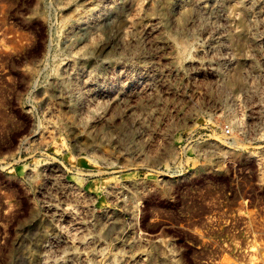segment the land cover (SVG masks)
<instances>
[{
    "label": "rangeland",
    "instance_id": "rangeland-1",
    "mask_svg": "<svg viewBox=\"0 0 264 264\" xmlns=\"http://www.w3.org/2000/svg\"><path fill=\"white\" fill-rule=\"evenodd\" d=\"M88 2L0 0V264H264V0Z\"/></svg>",
    "mask_w": 264,
    "mask_h": 264
},
{
    "label": "bare ground",
    "instance_id": "bare-ground-1",
    "mask_svg": "<svg viewBox=\"0 0 264 264\" xmlns=\"http://www.w3.org/2000/svg\"><path fill=\"white\" fill-rule=\"evenodd\" d=\"M71 0H63V5L64 7L66 5H69ZM115 0H90V2H88L87 6H82L81 9H77V14H76V17L72 20V22L67 26L65 27L64 29V32L63 34L68 37V38H72V36L74 35V31L76 30L77 27H80L82 25H85V24H88L89 22H93L95 20H98V18L103 14V12L108 9V7L111 6V3H113ZM167 1V4L169 6H173V5H180L181 3V0H166ZM193 2V0H192ZM130 3H131V8H132V14L130 16H124V20L126 23H129V24H132L135 22L136 18L138 17V15L144 10L147 8V5L145 4L144 0H130ZM194 5H204V0H195L194 2ZM129 4V3H128ZM86 5V4H85ZM180 7V6H178ZM129 8V7H128ZM183 15H185L184 11L182 13ZM94 29V27H93ZM92 29V30H93ZM125 33V29L122 30V33L121 34H124ZM95 35V34H94ZM90 38V37H89ZM94 36L89 39L86 43L80 45V46H77L72 54V57L73 59H78V58H82L84 55L88 54L89 52H91V50H93V48L95 47V42H94ZM83 41V40H82ZM73 50V49H72ZM120 63V62H119ZM122 63V61H121ZM109 64V63H107ZM118 65V64H117ZM124 65V63H123ZM122 66V65H121ZM119 65V67H121ZM128 66H130L128 64ZM124 68V67H123ZM63 69V68H62ZM112 69V68H111ZM119 69V68H118ZM65 70V69H64ZM81 70V69H80ZM115 70V68H114ZM124 71V70H123ZM128 71V70H127ZM113 72V71H112ZM126 71H124L125 73ZM114 75V74H113ZM101 76V75H100ZM99 76V77H100ZM120 76V75H119ZM127 76V74H126ZM93 77V76H92ZM59 78H60V83H64V79L61 77V75H59ZM91 78V77H90ZM102 78V77H101ZM100 78V79H101ZM86 79V78H85ZM94 79V77H93ZM88 80V79H87ZM90 81V79L88 80ZM92 81V80H91ZM96 81V80H95ZM98 81V80H97ZM100 81V80H99ZM142 81V80H141ZM87 82V81H86ZM89 83V82H88ZM138 83V82H137ZM142 83V82H141ZM91 85V84H90ZM97 85V84H96ZM95 85V86H96ZM101 85H104V84H101ZM108 85V84H107ZM123 85V84H122ZM92 86V85H91ZM94 86V85H93ZM98 86V85H97ZM109 86V85H108ZM104 87V86H103ZM102 87V88H103ZM88 88V86H87ZM93 88V87H92ZM95 88V87H94ZM100 87V89H102ZM111 88V86H110ZM62 93H63V97H62V100L64 103H66L67 107H69V109L73 112L76 111V104L77 102L76 101H73V97H70L69 96V90H67V88L65 87V85H63V88H62ZM108 89V88H107ZM105 90V89H104ZM122 91V89H121ZM93 92V91H92ZM101 92V91H100ZM94 93V92H93ZM105 93V92H104ZM122 93V92H121ZM81 94H83L81 92ZM95 94V93H94ZM99 94V93H98ZM120 93H117L114 98L116 100V98H118ZM88 95V94H87ZM100 95V94H99ZM102 95V94H101ZM93 96V94H92ZM103 96V95H102ZM113 96V95H112ZM87 97V96H85ZM84 97V98H85ZM91 97V96H90ZM99 97V96H98ZM121 97V96H120ZM77 100L80 99V96H76L75 97ZM96 98V97H94ZM101 98V97H100ZM83 99V98H82ZM87 99V98H86ZM89 100V99H88ZM119 101V100H118ZM79 105V104H78ZM95 116V115H94ZM53 206V205H52ZM76 219V218H75ZM79 226H85V223L84 222H79ZM83 229V228H82ZM53 240V239H52ZM53 243V242H52ZM55 245L57 243H54ZM47 247V246H46ZM44 247V248H46ZM50 247V246H49ZM90 262V261H89ZM89 262L87 261L86 264H89Z\"/></svg>",
    "mask_w": 264,
    "mask_h": 264
}]
</instances>
